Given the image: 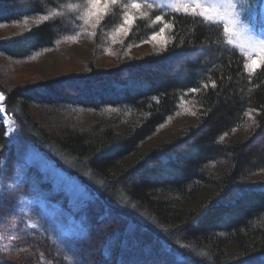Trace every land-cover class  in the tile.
Instances as JSON below:
<instances>
[{"label":"trees","instance_id":"obj_1","mask_svg":"<svg viewBox=\"0 0 264 264\" xmlns=\"http://www.w3.org/2000/svg\"><path fill=\"white\" fill-rule=\"evenodd\" d=\"M133 2L0 0L4 110L38 151L74 161L70 176L99 182L93 264H120L119 240L103 251L119 217L205 253L196 262L264 264V63L249 69L206 16ZM119 192L168 236L107 202Z\"/></svg>","mask_w":264,"mask_h":264},{"label":"rangeland","instance_id":"obj_2","mask_svg":"<svg viewBox=\"0 0 264 264\" xmlns=\"http://www.w3.org/2000/svg\"><path fill=\"white\" fill-rule=\"evenodd\" d=\"M152 1L160 7L179 9L178 12L202 13L214 19L223 17L229 21L226 36L242 51L248 68L253 70L264 63V6L261 1L258 13L249 11V6L241 0ZM104 2L98 0L95 6ZM224 20L220 21L222 26ZM82 45H77L76 49H85ZM68 50L73 49L67 47L64 53ZM0 117L9 142L0 173L3 187L0 188V253L6 257L4 261L0 259L3 262L0 264H93L82 254L88 247L87 229L83 228L88 217L94 220L100 213L92 207L97 192L91 188L97 190L99 182L84 168L81 175L88 184L70 176L66 171L78 167L74 161L63 154H55L56 160L49 158L23 139L5 110L0 112ZM106 199L135 222H142L152 231L168 236V232L157 229L151 217L136 210L120 192L116 199ZM10 221H15L16 225L9 227ZM118 223L117 231L104 238L103 251L107 254L119 240L120 264H204L201 260L196 262L194 257L203 258L205 253L189 245L176 239L167 242L162 237L160 240L135 225L129 217H119Z\"/></svg>","mask_w":264,"mask_h":264},{"label":"snow or ice","instance_id":"obj_3","mask_svg":"<svg viewBox=\"0 0 264 264\" xmlns=\"http://www.w3.org/2000/svg\"><path fill=\"white\" fill-rule=\"evenodd\" d=\"M109 2V0H105V3L107 4ZM110 2L115 5L116 4V0H110ZM205 2L207 3V0H205ZM220 2H223V0H220ZM242 3H244L245 5H248V0H241ZM92 3H93V7H95L96 3H98V0H92ZM261 3H262V6H264V0H261ZM214 6H218V5H214ZM132 7L133 8H139L140 5L138 3L134 2L132 3ZM232 7H235V4L233 3L232 4ZM176 11H180L179 9H176ZM187 14V13H186ZM192 15H203L202 13H192ZM45 21L49 19L48 16H45L43 18ZM205 19L208 21V22H211V23H220L221 20H224L223 17H219V19H214L213 17H205ZM156 20L159 21L161 20V17L160 16H157L156 17ZM128 21H125V23H127ZM228 23L229 21L227 20H224V31L225 32H228ZM161 33H163L165 31L164 28H161L160 29ZM127 34V33H126ZM153 39H155V35H153L152 37ZM5 100V96L3 93H0V112L4 111V107H3V101ZM15 131V129H14ZM0 195H2V193H0Z\"/></svg>","mask_w":264,"mask_h":264},{"label":"bare ground","instance_id":"obj_4","mask_svg":"<svg viewBox=\"0 0 264 264\" xmlns=\"http://www.w3.org/2000/svg\"><path fill=\"white\" fill-rule=\"evenodd\" d=\"M2 189H3V187H2Z\"/></svg>","mask_w":264,"mask_h":264}]
</instances>
